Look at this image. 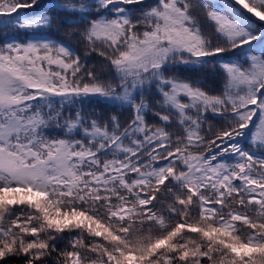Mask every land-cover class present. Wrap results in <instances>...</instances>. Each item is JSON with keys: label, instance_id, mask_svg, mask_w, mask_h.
I'll return each mask as SVG.
<instances>
[{"label": "snow or ice", "instance_id": "1", "mask_svg": "<svg viewBox=\"0 0 264 264\" xmlns=\"http://www.w3.org/2000/svg\"><path fill=\"white\" fill-rule=\"evenodd\" d=\"M0 264H264V0H0Z\"/></svg>", "mask_w": 264, "mask_h": 264}]
</instances>
